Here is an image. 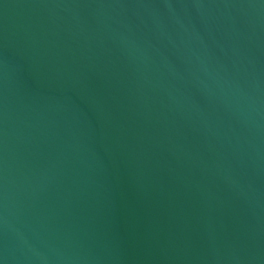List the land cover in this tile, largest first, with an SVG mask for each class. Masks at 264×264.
I'll use <instances>...</instances> for the list:
<instances>
[{"label":"water","instance_id":"water-1","mask_svg":"<svg viewBox=\"0 0 264 264\" xmlns=\"http://www.w3.org/2000/svg\"><path fill=\"white\" fill-rule=\"evenodd\" d=\"M0 264H264V0H0Z\"/></svg>","mask_w":264,"mask_h":264}]
</instances>
